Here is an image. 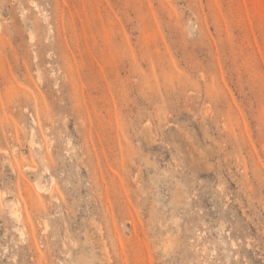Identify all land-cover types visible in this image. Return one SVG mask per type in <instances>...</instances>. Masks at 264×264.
<instances>
[{"label":"rangeland","instance_id":"1","mask_svg":"<svg viewBox=\"0 0 264 264\" xmlns=\"http://www.w3.org/2000/svg\"><path fill=\"white\" fill-rule=\"evenodd\" d=\"M0 264H264V0H0Z\"/></svg>","mask_w":264,"mask_h":264}]
</instances>
